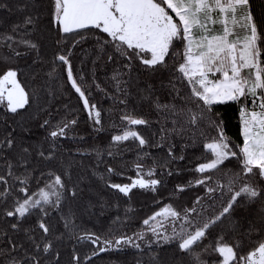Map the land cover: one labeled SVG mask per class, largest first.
Instances as JSON below:
<instances>
[{"label":"snow or ice","instance_id":"6c2138e0","mask_svg":"<svg viewBox=\"0 0 264 264\" xmlns=\"http://www.w3.org/2000/svg\"><path fill=\"white\" fill-rule=\"evenodd\" d=\"M29 4L31 0L18 10L24 12ZM7 7L0 3V9ZM51 23L59 34L60 51L53 54L51 68L45 74L50 80L59 79L57 72L63 67L68 84L94 126H102V110L90 102L92 89L127 106L136 79L134 62L152 73L168 72L167 81H161V87L168 89V102L155 96L151 85L141 97L152 103L165 125L155 146L162 147L171 134H187L189 140L201 143L205 162L193 169L198 175L188 186H203L205 196L197 197L191 208L178 211L169 204L143 220L150 238L145 231L102 238L76 223L73 205L86 178L73 179L71 158L65 163L58 157L60 140L67 138L77 120L64 119L55 125L45 120L41 127L47 130L45 140L49 145L47 150L35 149L36 160L33 149L18 143L16 129H12L0 135V264H62L58 244L66 238L95 246L85 256L73 249L69 264H94L93 257L101 253L129 247L140 253L137 264H144L145 253L148 264H161L159 249L165 245H174L173 251L180 253L187 264H208L206 254L217 255L215 264H264V236L252 241L255 246L245 252L242 241L233 238L229 244L222 234L212 235L217 229L223 230L225 224L228 231H237L239 223L233 217L236 209L256 203L262 205L260 214L248 222L244 235L251 240L264 232V187L260 184L264 181V32L253 16L250 0H52ZM37 31L39 17L26 14L12 26L11 33H0V49L10 53L0 60L32 55L33 65L43 64L41 44L32 38ZM90 35L95 39L94 49L84 50L81 61L83 65L91 58L89 84L83 71L74 72L71 57L72 50ZM98 63L112 65L108 76L112 92L101 87L96 78ZM19 74V68H8L0 74V108L11 114L30 105V94ZM229 103L240 106L241 146L233 144L223 119L214 110ZM120 120L123 127L112 137L113 145L132 141L140 149L151 146L136 128L148 126V120L127 107ZM169 121L171 129L166 126ZM172 147L169 145V158L183 160L182 155H173ZM108 154L112 155L111 151ZM230 159L237 161L239 171L224 167ZM38 165L47 167L35 176ZM106 172L116 174L111 167ZM216 174L222 179H214ZM155 177L154 167L145 171L137 162L136 178L130 183H112L104 176L100 179L108 189L130 199L134 189L157 191L162 181ZM41 181L43 187L30 192V185ZM186 187L177 185L176 190L183 192ZM53 211L57 213L55 224ZM33 216L34 225L28 224Z\"/></svg>","mask_w":264,"mask_h":264},{"label":"trees","instance_id":"16d2710c","mask_svg":"<svg viewBox=\"0 0 264 264\" xmlns=\"http://www.w3.org/2000/svg\"><path fill=\"white\" fill-rule=\"evenodd\" d=\"M250 2L260 31L264 32V0H250ZM0 3L8 5L7 8L0 9V33H11L12 26L22 20L26 14H35L39 17V31L35 32L32 38L39 40L44 58L43 64L35 65H33L32 55L8 62L0 60V74L8 68H19L18 79L30 94V105L18 114H11L0 108V135L16 129L14 135L18 138V143H23L24 146L33 149V160H36L38 158L35 155V149L42 147L47 150L49 145V142L45 140L47 130L41 127L45 120H49L51 125L64 119L77 120L76 125L69 129L67 138L60 140L58 148V157L61 160L67 163L71 158L73 163L72 178L76 179L80 176L86 178L85 182L81 184L83 191L78 201L73 205L77 224L102 238H109L112 235L118 237L122 234L133 236L140 231L147 232L150 238L151 232L143 225V220L148 219L156 211L169 204L178 211L191 208L197 197L205 196L203 186H188L189 182L194 181L198 175L193 169L199 163L205 162L203 145L189 140L187 134H171L167 142H162V147L155 146L162 135L160 129L165 125L152 103L141 97L145 94L144 90L151 85L155 96H158L162 102H168L170 100L168 89L161 87V81L168 79V72L152 73L145 70L138 62H134L133 76L136 79L130 88L131 95L128 98L127 106L114 102L112 98L101 91L92 89L90 102L95 103L102 110V126H94L78 95L68 84L63 67L58 69L59 79L50 80L45 74L51 68L50 61L53 54L60 51V46L57 44L59 34L51 23L52 0H31V4L24 12L18 9L28 3V0H0ZM91 31L95 32L96 30ZM94 45L95 39L90 35L87 40L72 50L71 57L74 72L83 71L89 84L93 68L91 58L83 65L81 61L84 59V50L91 52ZM20 50L24 51V49ZM177 50H180L179 44H177ZM8 54L10 53L7 49H0V57ZM171 56L172 53H170ZM169 63L172 61L169 60ZM111 70V64L104 67L99 63L95 69L97 80L101 87L107 88L108 92L113 91L108 86V76L111 74ZM33 93L35 95H32ZM176 103L179 104L180 101L177 99ZM125 107L128 110H134L137 117L149 121L148 126H136V128L149 141L150 147L140 149L132 141L113 145L112 137L119 134L123 127L120 115ZM239 108L238 104L229 103L217 105L214 109L223 119L228 137L237 146L242 145ZM166 126L171 129V122L169 121ZM23 129H28V131L25 132ZM208 131L211 135H215L211 129ZM169 145H174L172 153L175 157L182 155L184 159L169 158ZM109 151L112 155L108 154ZM97 152L102 155L97 157ZM144 153H148V155H143ZM137 162L143 165L145 171L150 167L155 168V178L162 181L157 191L134 189L129 199L115 190L108 189L104 180L100 179V176H104L105 180L110 179L112 183H130L131 179L136 178ZM46 167V165H38V171L34 175L39 176L40 169ZM108 167L114 169L116 174H108L106 172ZM224 167L232 171H239V164L235 159L226 161ZM169 170L172 171V175H167ZM93 172L96 175H93ZM145 178L150 179V177ZM213 178L222 179L219 174L214 175ZM257 180H259L258 177ZM260 184L264 187V181H260ZM177 185L187 186L186 190L177 191ZM39 187H43L42 181L32 183L30 192H34ZM261 207V204L256 203L237 208L233 214L234 219L239 223L237 231H228V225L225 224L223 230L217 229L212 233L213 237L220 233L223 235L224 241L229 244L233 243V238L240 240L243 251L246 252L255 246L252 241L258 240L259 236H264V232H261L259 235H253L249 240L244 235L248 228V222L259 216ZM51 216L54 218L53 224H55L57 213L53 211ZM27 223L34 225L35 217L33 216ZM60 230L63 231L62 228ZM94 247L88 242L79 243L75 239L66 238L58 244L62 264H69L73 249H76L81 256H85L90 255L91 249ZM174 247V245H165L159 249L161 264H187L186 260H181L180 253L173 251ZM139 257L140 253L129 247L123 251L110 250L101 253L99 256L93 257V260L94 264H137ZM204 258L208 264H215L217 261L216 254H206ZM88 264H92V261H89ZM144 264H148L147 253H145Z\"/></svg>","mask_w":264,"mask_h":264},{"label":"rangeland","instance_id":"374dc122","mask_svg":"<svg viewBox=\"0 0 264 264\" xmlns=\"http://www.w3.org/2000/svg\"><path fill=\"white\" fill-rule=\"evenodd\" d=\"M242 140H243V138H242Z\"/></svg>","mask_w":264,"mask_h":264}]
</instances>
